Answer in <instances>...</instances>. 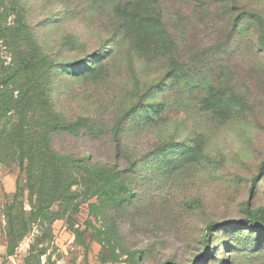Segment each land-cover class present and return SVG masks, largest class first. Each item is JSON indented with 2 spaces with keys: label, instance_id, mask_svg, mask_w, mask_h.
Wrapping results in <instances>:
<instances>
[{
  "label": "rangeland",
  "instance_id": "obj_1",
  "mask_svg": "<svg viewBox=\"0 0 264 264\" xmlns=\"http://www.w3.org/2000/svg\"><path fill=\"white\" fill-rule=\"evenodd\" d=\"M133 1L0 0L1 20L26 23L37 51L69 67L50 83L69 120L111 126L137 101L163 106L146 124L134 127L139 113L124 121L127 152L149 156L115 226L99 220L95 198L66 214L55 201L9 253L6 211L16 202L30 218V205L19 167L0 163V264H264V0H148V25L131 33L120 13ZM91 64L100 76H74ZM84 134L54 146L123 161L110 134Z\"/></svg>",
  "mask_w": 264,
  "mask_h": 264
},
{
  "label": "trees",
  "instance_id": "obj_2",
  "mask_svg": "<svg viewBox=\"0 0 264 264\" xmlns=\"http://www.w3.org/2000/svg\"><path fill=\"white\" fill-rule=\"evenodd\" d=\"M147 2L148 0H134L131 7L121 11L123 25L128 32H140L148 25ZM7 14L6 11L0 12V163L19 167L23 181L18 180V195L20 197L26 194L30 205V218H26L27 212L16 202L6 211L5 233L10 253L15 243L25 235L27 226L37 219L49 220L52 216L50 209L55 201L60 202V212L66 214L75 212L81 202H90L95 198L97 202H90V206L97 209L99 220L115 226L113 212L126 210L131 206L137 190L138 165L149 156H144L145 153L131 155L127 152L123 138L124 121L130 115L139 113L140 117L134 127L140 123L146 124L152 118L151 114H159L163 106L137 101L128 109L120 110L111 126H105L89 117L69 120L67 115L55 108L50 84L59 79L61 73H67L69 67L57 63L52 57L41 55L34 46L33 36L28 33L26 23L22 28L15 21L1 20ZM151 27V32L158 41L156 46L162 50L164 30L160 25ZM23 42L31 44L28 50ZM2 52L5 58L1 56ZM6 57H9L8 61ZM102 71L103 66L91 64L74 76L98 77ZM139 87L137 82L134 89L137 91ZM151 89L147 88L146 94ZM83 132L92 137L110 134L115 145V155L122 158L123 163L119 160L113 163L100 161L91 152L77 153L55 148V137L81 136ZM167 149L170 153H183L174 145ZM154 150L158 152L162 149L157 147ZM190 152L191 150L186 153ZM248 226L253 225L249 222ZM93 237L98 238V234ZM111 238L107 234L100 240L108 246L114 240ZM204 246H208L207 243ZM126 254L132 255L129 251ZM101 260L107 261L105 257H101Z\"/></svg>",
  "mask_w": 264,
  "mask_h": 264
}]
</instances>
